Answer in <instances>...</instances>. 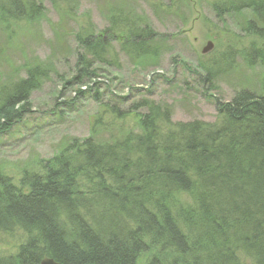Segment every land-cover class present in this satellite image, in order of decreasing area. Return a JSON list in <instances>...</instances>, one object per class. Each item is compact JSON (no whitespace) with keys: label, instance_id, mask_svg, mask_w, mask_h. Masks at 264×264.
I'll return each mask as SVG.
<instances>
[{"label":"trees","instance_id":"16d2710c","mask_svg":"<svg viewBox=\"0 0 264 264\" xmlns=\"http://www.w3.org/2000/svg\"><path fill=\"white\" fill-rule=\"evenodd\" d=\"M50 1L61 7L72 0ZM211 4L220 18L251 10L245 28L264 38V0ZM44 11L43 0L0 1L2 18L15 21H35ZM116 18L103 31L127 32L133 55L156 54L152 27ZM77 41L84 53L65 83L89 84L98 75L95 60L107 61L102 56L109 46L94 32L79 31ZM242 56L264 65V44L253 39ZM213 74L208 69L206 78ZM45 76L44 67L34 65L2 89L0 133L23 119L25 102ZM88 94L105 100L97 84ZM103 104L119 118L136 113L139 130L121 126L111 139L74 138L39 161L40 171L25 170L19 185L0 171V235L25 234L15 253L0 255V264H40L44 257L139 264L143 256V264H244L242 254L264 264V81L261 92L241 88L219 100L214 121L173 122L151 100L128 110Z\"/></svg>","mask_w":264,"mask_h":264},{"label":"rangeland","instance_id":"374dc122","mask_svg":"<svg viewBox=\"0 0 264 264\" xmlns=\"http://www.w3.org/2000/svg\"><path fill=\"white\" fill-rule=\"evenodd\" d=\"M213 1L72 0L55 7L43 0L45 11L35 21H15L0 13V92L34 65H42L46 73L25 102L23 119L0 133V171L19 185L25 170L40 171L39 161L59 153L74 138L111 139L122 133L121 126L125 131L139 130L136 113L119 118L104 101L128 110L138 100H151L168 110L173 122L214 121L219 100H230L241 88L261 92L264 65L248 64L242 56L253 39L264 44V38L245 28L251 10L220 18ZM116 17L152 27L157 33L156 54L133 55L127 32L103 31L115 26L120 20ZM79 31L94 32L109 46L102 56L107 61L97 59L93 64L98 75L80 85L65 83L74 74L78 55L84 53L77 41ZM209 40L213 47L203 52ZM208 69L214 72L210 78ZM96 84L104 92L103 102L88 94ZM78 89L83 90L81 95ZM24 241L22 231L2 233L0 255L15 253ZM242 255L244 264H255Z\"/></svg>","mask_w":264,"mask_h":264},{"label":"water","instance_id":"95a60500","mask_svg":"<svg viewBox=\"0 0 264 264\" xmlns=\"http://www.w3.org/2000/svg\"><path fill=\"white\" fill-rule=\"evenodd\" d=\"M212 47H213V42L209 40L207 45L203 48V52H207L211 50ZM40 264H64V263L54 260L53 258L50 257H45L44 259H42Z\"/></svg>","mask_w":264,"mask_h":264},{"label":"bare ground","instance_id":"6f19581e","mask_svg":"<svg viewBox=\"0 0 264 264\" xmlns=\"http://www.w3.org/2000/svg\"><path fill=\"white\" fill-rule=\"evenodd\" d=\"M121 109H123V110H125L124 108H122V107H120ZM45 258V257H44ZM44 258H42V259H44ZM50 258H52V257H50ZM54 259V258H53ZM55 260V259H54ZM42 261V260H41ZM41 261H40V263H41Z\"/></svg>","mask_w":264,"mask_h":264}]
</instances>
